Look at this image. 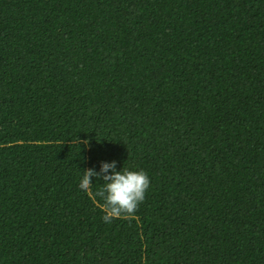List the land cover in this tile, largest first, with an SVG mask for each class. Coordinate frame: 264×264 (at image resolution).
<instances>
[{
  "label": "trees",
  "instance_id": "16d2710c",
  "mask_svg": "<svg viewBox=\"0 0 264 264\" xmlns=\"http://www.w3.org/2000/svg\"><path fill=\"white\" fill-rule=\"evenodd\" d=\"M0 264H264V0H0Z\"/></svg>",
  "mask_w": 264,
  "mask_h": 264
},
{
  "label": "clouds",
  "instance_id": "9594fccd",
  "mask_svg": "<svg viewBox=\"0 0 264 264\" xmlns=\"http://www.w3.org/2000/svg\"><path fill=\"white\" fill-rule=\"evenodd\" d=\"M75 143L78 144L77 137ZM92 177L104 181L103 186L95 193L91 191ZM150 184L151 178L146 171L132 170L124 166L118 170L117 161L112 160L101 161L98 171L94 168L84 170L78 187L94 200L99 198V207L103 213L102 219L107 222L112 218L135 213L144 201Z\"/></svg>",
  "mask_w": 264,
  "mask_h": 264
}]
</instances>
